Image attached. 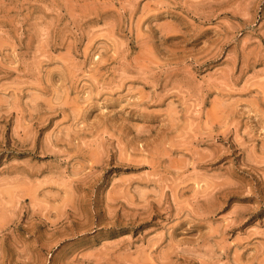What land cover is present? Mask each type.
<instances>
[{
  "label": "rangeland",
  "instance_id": "1",
  "mask_svg": "<svg viewBox=\"0 0 264 264\" xmlns=\"http://www.w3.org/2000/svg\"><path fill=\"white\" fill-rule=\"evenodd\" d=\"M0 264H264V0H0Z\"/></svg>",
  "mask_w": 264,
  "mask_h": 264
}]
</instances>
